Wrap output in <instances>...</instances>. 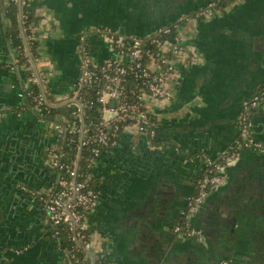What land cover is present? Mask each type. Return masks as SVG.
Instances as JSON below:
<instances>
[{"label": "crops", "instance_id": "0c3cea01", "mask_svg": "<svg viewBox=\"0 0 264 264\" xmlns=\"http://www.w3.org/2000/svg\"><path fill=\"white\" fill-rule=\"evenodd\" d=\"M212 1L218 0L27 4L38 17L31 30L39 41L36 65L47 91L60 96L55 102L67 96L79 75L83 32L93 58L104 60L111 46L97 29L147 35L180 22L184 52L166 83L171 97L149 102L159 121L160 143L149 144L146 133L132 125L94 164L100 182L89 219V252L104 253L108 264H215L226 255L234 257L229 264H256L249 259L252 252L245 253L259 238L256 223L246 221L244 227L226 221L235 210V192H263L257 187L264 179L259 169L264 153L243 151L226 170L229 182L193 217L216 234L209 235L210 243L186 239L173 229L194 189L191 179L202 172V155L215 157L233 145L244 101L264 86V0H230L211 17L197 14ZM7 5L0 0V264H64L66 250L31 192L51 183L47 153L53 136L49 122L33 109H16L25 99L19 92L27 68L15 61L18 51L7 37ZM21 33L25 39L24 29ZM253 120L254 137L264 146V107ZM229 226L237 235L226 244Z\"/></svg>", "mask_w": 264, "mask_h": 264}, {"label": "built area", "instance_id": "2783aa9c", "mask_svg": "<svg viewBox=\"0 0 264 264\" xmlns=\"http://www.w3.org/2000/svg\"><path fill=\"white\" fill-rule=\"evenodd\" d=\"M20 5H27L28 0H14ZM221 6L217 1L210 2L198 11V15L211 17ZM27 15H25L26 17ZM33 31V23L30 25ZM180 22H173L157 29L154 33L137 35L113 29H97L107 38L111 46V55L104 60H95L87 43V34L80 35L79 54L80 72L70 92L60 102H75L74 115L83 120L82 91L96 85L97 99L101 102L98 121L91 126H79L76 120L56 113L55 120L49 122L53 140L49 145L47 163L51 168V183L47 187L36 186L31 192L33 198L41 203L50 220L54 237L60 230L57 226L68 227L71 237L77 244V250L85 251L82 256L73 251L67 253L64 264H95L100 253L91 254L89 236V218L99 197L97 187L89 185L90 176L80 178L79 161L64 160V145L72 140V133H81L78 146L80 149L89 141H96L100 146L92 148L93 156L99 158L106 150L118 143L119 136L126 127L132 125L138 131L146 133L149 144L158 140L159 121L149 108L150 101L169 99L171 92L166 83L177 67V60L184 52L177 30ZM29 54V51H25ZM17 62V60H16ZM17 64H19L17 62ZM24 67V66H23ZM25 68V67H24ZM31 75L25 79L20 96L34 99V111L40 116L50 111L52 103L45 90L34 92L31 83L41 82L40 71L33 64L26 66ZM44 89V88H43ZM264 107V86L246 99L239 115V136L233 145L218 156L203 154V169L198 175L197 189L189 197L183 218L173 229L183 236L201 239V231L191 223L192 216L199 210L211 190L221 186L226 179V170L245 150L264 152V146L254 137L253 112ZM1 115V112H0ZM46 120V119H45ZM47 121V120H46ZM92 129L94 132L91 133ZM80 176V177H79ZM59 241V239H58Z\"/></svg>", "mask_w": 264, "mask_h": 264}, {"label": "trees", "instance_id": "16d2710c", "mask_svg": "<svg viewBox=\"0 0 264 264\" xmlns=\"http://www.w3.org/2000/svg\"><path fill=\"white\" fill-rule=\"evenodd\" d=\"M29 1V0H28ZM230 0H218L219 4H226ZM6 15L9 18V25L7 27V37L11 41L12 46L18 51L17 52V62L26 68L27 65L32 64V57L37 60L38 58V39L36 38V32H32L30 29L31 23H36L38 17L35 15V12L30 9L27 5H20L19 2L14 0H8V5L5 8ZM19 14H21L19 19ZM25 15H27L25 17ZM25 31V39L21 33V30ZM131 34V33H130ZM29 51V54H25V51ZM25 74L27 77L31 75V70L25 69ZM30 88L34 90V92H39L45 90L48 96L49 101L52 103L50 107V111L47 112L44 108V113H40V116L46 119L48 122L51 120H55V114L61 113L68 116L71 120H76V123L79 126H91L92 122L98 121L99 110L101 107V102L97 99V89L98 87L94 85L91 88L85 89L82 91L83 95V120L79 119L78 116L74 115V111L77 109V105L75 102H64V103H54V99L52 94H50L44 84V87L39 82L31 83ZM44 88V89H43ZM31 108L34 109V99L30 95H26L24 102L16 107L17 110H23ZM94 132L92 129L91 133ZM81 133H72V140L69 144L64 145L62 150L65 153L64 160L72 162V160L77 159L79 161V173L81 174L80 178H85V176L89 175V185L91 187L98 186L100 180L97 174L94 172V164L98 158L93 156L92 148L94 146H100L102 149L106 148L101 144H98L96 141H89L87 144H84L83 147L77 145L80 142ZM160 141V140H159ZM159 141H154L153 143H160ZM60 232L56 235L59 239L60 245L62 248L66 250L67 253H72L75 251L79 253V256H82L85 251L77 250L76 241H74L71 237H69L70 229L65 226H57ZM89 232V231H88ZM54 235V232L52 231ZM66 263V262H65ZM109 260L104 253H100L99 258L96 260L95 264H108Z\"/></svg>", "mask_w": 264, "mask_h": 264}, {"label": "flooded vegetation", "instance_id": "af4514ba", "mask_svg": "<svg viewBox=\"0 0 264 264\" xmlns=\"http://www.w3.org/2000/svg\"><path fill=\"white\" fill-rule=\"evenodd\" d=\"M15 57H16L15 58V61H16L17 60V53H16ZM256 111H254L252 115H254V113ZM253 122H254V120H253ZM255 151H258V150H255ZM258 152H260V151H258ZM261 153H264V152H261ZM261 162H262V165H260L261 168H259V169L261 170V175L263 177V175H264V160ZM235 163H237V161ZM260 166H258V167H260ZM197 179H198V176L196 178L191 179V182L194 184V189L186 198L185 208L189 202V197L196 192ZM259 179H258L259 187H257V189H259V192H260L261 189H263L262 186L264 187V179L263 178H262L263 180H261V179L259 180ZM228 182H229V178L226 175L225 182L221 186H219L218 188L211 190L208 193L204 202L201 204L199 210L191 218V223L201 231L202 238L199 239V238L191 237V236H189V237L183 236V237H185L186 239L194 240V241H200V242L207 241V242H209L210 233L208 232L207 227H205V226L200 227V226L196 225L193 221V217L196 216L202 210V208L205 206L210 194L221 189ZM262 191L263 192H260V193H258V192L251 193V191H250L249 195L246 194L247 196L244 195V193H242V191H240V190L238 192H235L233 195V203H234L233 205L235 206V210H232V208L229 210V211H231V213L229 214L230 217L226 221L227 224L228 223L229 224L230 223L235 224L236 222L237 223L240 222V224H243L244 227L247 226L248 223H252V222L256 223L255 229L257 230V233L259 234L257 236V238L258 237L259 238L253 240V245L248 246L247 250L245 251V253H248V251H250L249 253L252 252L249 256V259L253 260V258H255L254 261L256 262V264H264V219L262 220L263 217H261L262 215H264V189ZM185 208L182 211L180 220H182V218H183V213H184ZM244 218H247V219L244 220ZM229 228H230V231L227 232V230H226L227 234L223 235L224 243H226V244L230 243V241H232L233 238H235V235H237L236 234L237 231H235V227L229 226ZM210 236L214 237V236H216V234H214V232H213V234ZM207 246H209V245H207ZM251 256H253V257H251ZM233 258L234 257H232V255H230V256L226 255V256H223L221 259L217 258L215 264H229L230 260H232Z\"/></svg>", "mask_w": 264, "mask_h": 264}, {"label": "water", "instance_id": "95a60500", "mask_svg": "<svg viewBox=\"0 0 264 264\" xmlns=\"http://www.w3.org/2000/svg\"><path fill=\"white\" fill-rule=\"evenodd\" d=\"M20 19H21V18H20ZM11 48L13 49L12 46H11ZM29 51H30V50H29ZM31 59H32V62L34 63L35 67L37 68L36 60L32 57V55H31ZM40 83H42V81H41ZM18 156H19V155H18ZM18 156H16L17 160H19V159H18ZM21 160H22V159H21ZM21 160H19V161H21ZM23 183H25V182H23Z\"/></svg>", "mask_w": 264, "mask_h": 264}, {"label": "rangeland", "instance_id": "374dc122", "mask_svg": "<svg viewBox=\"0 0 264 264\" xmlns=\"http://www.w3.org/2000/svg\"><path fill=\"white\" fill-rule=\"evenodd\" d=\"M50 94H52V93H50ZM52 97H53V99L55 100V101H57V99H59L60 98V96L59 95H56V96H53V94H52ZM263 189H261V191H262ZM90 219V218H89Z\"/></svg>", "mask_w": 264, "mask_h": 264}]
</instances>
